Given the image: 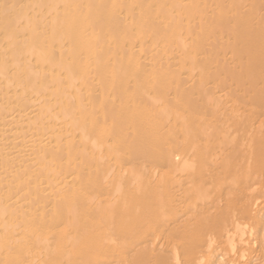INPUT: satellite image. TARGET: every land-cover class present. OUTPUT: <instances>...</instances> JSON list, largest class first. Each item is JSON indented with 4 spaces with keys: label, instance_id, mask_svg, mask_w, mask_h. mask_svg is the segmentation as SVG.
<instances>
[{
    "label": "bare ground",
    "instance_id": "6f19581e",
    "mask_svg": "<svg viewBox=\"0 0 264 264\" xmlns=\"http://www.w3.org/2000/svg\"><path fill=\"white\" fill-rule=\"evenodd\" d=\"M0 264H264V0H0Z\"/></svg>",
    "mask_w": 264,
    "mask_h": 264
}]
</instances>
